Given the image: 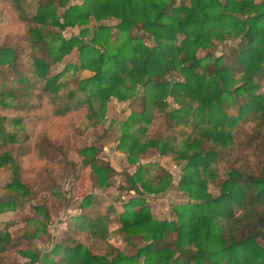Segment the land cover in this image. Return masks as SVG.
Returning <instances> with one entry per match:
<instances>
[{
	"label": "trees",
	"instance_id": "1",
	"mask_svg": "<svg viewBox=\"0 0 264 264\" xmlns=\"http://www.w3.org/2000/svg\"><path fill=\"white\" fill-rule=\"evenodd\" d=\"M187 1L39 0L31 9L27 0H0V19L6 13L9 18L0 34L14 40L17 25L10 18L16 16L28 44L15 40L0 45V67L18 73L21 86L6 89L3 97L15 99L14 107L32 115L35 127L42 128L45 119L82 114L86 108L95 111V100L102 108L110 97L133 101L141 87L143 107L123 122L117 148L125 151L130 163L155 148L162 157L185 159L178 186L194 200L175 207L176 220L154 219L142 197L125 202L117 232L128 243L133 237L145 241L127 254L107 239L104 219L87 213L94 204L88 194L81 201L88 210L77 216L73 229L89 234L91 243L101 238L97 249L102 253L69 232L63 245L51 249L54 254L62 249L58 261L47 255L40 258L21 247L23 236L0 231V264H21V258L40 264H264V0ZM108 19L115 23L103 22ZM91 21L95 24L90 27ZM75 25L80 27L77 35L62 36L60 31ZM116 31L123 38L112 43ZM215 45L226 51L214 56ZM74 49L78 67L93 72L78 80L75 89L59 79L64 69L52 73V67ZM200 51L205 55L199 56ZM35 93L36 101L18 100ZM168 97L178 108L168 110ZM10 103L0 96V105ZM233 105L236 113L231 114L227 109ZM159 112L167 115L168 129L150 134L148 126ZM20 122V117L7 121L0 115V150L6 148L0 153V172L9 169L14 175L5 185L13 193L0 197V214L21 206L34 191L36 175L25 180L28 172L23 175L18 164L30 148L15 144L16 134L7 126ZM179 138L184 139L177 149ZM53 141L38 137L34 145L38 160L51 157ZM238 149L246 157L232 159ZM79 154L81 165L91 168L98 185L109 186L115 169L99 148L83 147ZM62 162L74 164L66 157ZM209 181L220 189L218 195L208 191ZM127 182L122 190L142 194L140 183L145 192H159L169 186L170 175L163 168L156 172L139 165L133 174L127 173ZM53 194L55 198L57 192ZM46 205V199H36L33 208L48 218ZM170 233L176 235L172 244L165 241ZM8 249L14 254L2 257Z\"/></svg>",
	"mask_w": 264,
	"mask_h": 264
},
{
	"label": "rangeland",
	"instance_id": "2",
	"mask_svg": "<svg viewBox=\"0 0 264 264\" xmlns=\"http://www.w3.org/2000/svg\"><path fill=\"white\" fill-rule=\"evenodd\" d=\"M39 0H27V3H31V9L36 7ZM82 0H72V3L80 2ZM184 2L185 0H177V2ZM187 1V0H186ZM188 2V1H187ZM186 2V3H187ZM62 9L59 8L58 12ZM30 11L29 9L27 10ZM8 13H10L8 11ZM11 14V13H10ZM12 15V14H11ZM16 16L11 17V20L16 22L17 35L13 40L12 35L0 34V45L5 41L13 42L18 41L22 45H28L24 40L23 36L25 28L23 24H19L15 19ZM7 13L1 17L2 22L1 30L7 28L8 23ZM104 23L113 25L114 19H108L103 21ZM94 21H91L89 26L91 27ZM80 31L78 26H68L64 30L60 31L62 36L70 37L77 35ZM133 33L142 35L143 31L139 29H133ZM123 38V34L116 31L112 36V43L116 41L120 42ZM89 39L88 36L84 37V40ZM147 44H151L152 40L149 38L145 39ZM237 41H230V44H235ZM228 43V41H223ZM224 46L215 45L211 48V54L218 56L222 53ZM205 51H200L199 56L205 55ZM79 60L77 58V51L74 49L70 54L65 55L61 61L52 67V73H58L64 69L60 80H67L70 88H76L78 80L89 77L93 74L88 69H81L78 67ZM76 66V67H74ZM20 76L16 72H6V69L0 67V96L5 101L10 103L9 106L0 105V115L6 117L7 121H11L15 118H21L20 125H7L8 130L16 134L17 142L27 145L30 148V153L22 157L18 164L22 167L21 173L29 180L28 175L33 176V194L32 197L26 198L25 202L13 211H7L0 214V231L9 233L11 237L23 236L21 247L25 250L33 251L38 254L40 258L44 255L53 258L58 261L62 255V249L54 254L51 249L54 245H63V241L66 239V235L71 234L76 238L77 241L85 245H93L94 249L102 243V240L95 239V242L91 243V239L88 238L87 233H76L73 229L75 227L76 218L81 213H84L88 209L81 207V201L88 194L91 195L94 204L88 210L87 213L93 217H102L103 224L107 229V239L115 245L119 250L131 254L136 249L145 244V241L140 237H133L131 242L128 243L124 240L123 234L118 233L117 230L121 227L119 221V215L122 211V206L130 198L142 197L149 207V211L154 219L157 220H176L175 207L178 205L185 204L187 202L194 201L191 199L187 192L181 190L178 186L180 180L185 159L175 160L170 156L162 157L159 150L156 148L151 150L146 156H139V160L136 163H130L128 156L124 150L118 149L117 144L119 136L124 129L123 122L133 111H140L143 107L140 95H142V88H138L137 97L133 101L127 99L125 101H119L115 97H110L105 108L101 107L99 101L95 100L93 105L95 111H91L86 108L84 113L79 112L73 113L67 117L55 119L51 118L42 122L41 126L35 127V120L32 115L25 114L22 110H18L14 107L15 99L11 100L9 97H3L4 92L8 88L21 89L18 78ZM174 79L173 77H168ZM3 91V92H1ZM79 92L77 91V94ZM36 93L32 94L29 98L23 95L18 96L19 101L26 99L29 101H36ZM168 110H174L178 108L171 97L166 99ZM236 105L231 106L227 109L229 113H236ZM163 110V109H161ZM169 121L167 115L163 112H159L156 116L152 117V122L148 126L149 133H157V135L163 134L168 129ZM242 128L239 126L238 129ZM45 136L51 140H54L55 148L51 157L46 160H38L35 154V142L39 136ZM143 136V135H142ZM179 138V142L176 145L177 149L182 147V140ZM144 140V139H143ZM246 142V140H244ZM10 145V144H9ZM96 146L99 148L101 155L108 159L110 164L113 166L115 171L110 175V185L100 187L98 185L96 176L89 166H82V156L79 154V150L87 146ZM15 147V146H14ZM6 149V148H5ZM2 148L0 153L5 150ZM16 150L17 148H13ZM61 150V151H60ZM243 150L238 151L231 156L235 159L239 156L246 157ZM66 157L74 164L68 165L62 162V159ZM49 161V162H48ZM139 165L146 166L147 168L160 172V169H165L170 175L169 186L159 192H145L138 183L139 190L142 194L135 191L122 190L121 187H128L127 173L133 174ZM145 178L149 179V174H144ZM14 179L13 172L6 170L0 172V197L10 195V191L5 188L7 182ZM23 180V181H25ZM213 182V181H212ZM211 181L207 184L208 191L216 196L220 193V189L216 187ZM43 183H46V188ZM57 192V196L54 198V194ZM31 196V195H30ZM36 199H46L48 210V218L39 211L34 209ZM55 199V200H54ZM14 224H9V222ZM33 233H37L36 236H32ZM27 237H25V236ZM98 238V237H96ZM176 238L175 233H170L165 241L168 243H174ZM14 249L6 250L1 254L2 257L13 255ZM99 253L98 249L96 250ZM12 257V256H11ZM21 264H40L39 262H30L27 258H21Z\"/></svg>",
	"mask_w": 264,
	"mask_h": 264
}]
</instances>
